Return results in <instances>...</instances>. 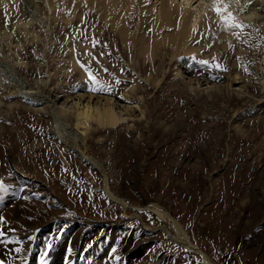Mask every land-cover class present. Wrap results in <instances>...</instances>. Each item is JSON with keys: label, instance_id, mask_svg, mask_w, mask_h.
Listing matches in <instances>:
<instances>
[{"label": "rangeland", "instance_id": "374dc122", "mask_svg": "<svg viewBox=\"0 0 264 264\" xmlns=\"http://www.w3.org/2000/svg\"><path fill=\"white\" fill-rule=\"evenodd\" d=\"M74 1L0 0V64L13 67L0 72V261L264 264L263 5L251 20L252 0H224L236 29L213 0H169L190 15L174 34L162 20L152 27L163 0H143L155 5L142 16L143 37L131 12L133 37L123 39L95 1ZM87 93L116 95L126 113L86 133L101 170L53 130L51 112L73 111ZM66 119L73 124L72 113ZM102 171L126 205L108 196ZM156 205L209 261L168 237L160 224L172 223Z\"/></svg>", "mask_w": 264, "mask_h": 264}, {"label": "bare ground", "instance_id": "6f19581e", "mask_svg": "<svg viewBox=\"0 0 264 264\" xmlns=\"http://www.w3.org/2000/svg\"><path fill=\"white\" fill-rule=\"evenodd\" d=\"M52 1L53 0H48V2H49L48 7L51 6L50 3H52ZM69 1H70V3H73V4L76 2L74 0H69ZM97 1L98 2L102 1L103 2L102 5L99 4ZM142 1L143 0H87V3L91 4V6H93L92 3L94 2V4H95L94 6H96V8H97V6H99V8H102V11L104 12L103 14H101L102 18H103V15L105 14V19L104 18L103 19L105 21L112 22V24L116 23V25L118 26V28L121 32V35L123 36V39L125 37H126L125 39H127L128 37H129V39H131V37H133V35H132V32L129 30L130 21L128 20L130 13L131 12H137L138 19H140V24L137 28L139 29V27H140V30H141L140 36L143 37L142 31H144V30H142V29H144L143 28L144 26L142 24H143L145 19L142 18V16H146V14L148 15L149 10L151 11L153 9V7H155V5L153 3V5H151L150 7L144 8L140 4ZM222 3H224V0H222ZM250 3H251V5L249 6L250 11L247 14V16L249 18H251V20H255L256 17H254V16L257 14L258 10L261 9V7H262L261 4L264 7V0H259V1H257V0L253 1L252 0ZM24 6H29V5L27 2H25ZM184 8L185 7H183V6L180 7V5L178 6V5L171 4V2L169 0H167V1L163 0L160 3L159 7L156 8L158 17L156 19L155 26H152V27H154L155 32H156V29L157 30L159 29V27H158V21L159 20L163 21L162 24H163L165 29L168 26H171V27L173 26L174 34L181 32L180 29L185 27V22L187 21L184 18L190 17V15L184 14L187 7L185 9ZM30 12H31V10H30V6H29V9L26 12L27 20L23 21V25L25 28L28 26L27 24H29L32 20V14H30ZM125 12H126V14L127 13H129V14L126 15ZM203 14L204 13H200V16H202ZM169 34H170V36L173 35L172 33H169ZM166 35H167V33H166ZM162 37L163 36L159 37V35H158V40H160L159 38L162 39ZM165 38L166 37H164L163 39H165ZM123 39H122V41H123ZM155 39L157 40V37L154 38V40H153L154 43L156 42ZM169 39H171V38H169ZM171 40H168V41H171ZM175 41H176V39H175ZM155 46H156V44H155ZM142 47H143L142 50L145 49V51H146V50L150 49L152 46L151 45L148 46L147 44H145ZM152 49H153V47H152ZM16 54H18V53H16ZM149 54H151V53H149ZM18 58H19V56H18ZM19 60L20 59H18V61ZM11 63L12 62L7 64V62H6L7 66H3L0 64V72L4 73L3 75H6L5 74V72L7 71L6 69H8V71L10 70L9 67H10ZM10 68L13 69V67H10ZM10 83H13V87H15V89L17 91H19V94L26 96L27 94L29 95L31 92L30 89H28V88L27 89L29 91L26 90V88L24 87V84H22L16 78H14L13 82H10ZM86 95H88V98L85 99L84 101L81 100L82 98L74 101V109L71 112H68V110L67 111L63 110V113H61L62 115L60 113H57L54 111L51 112L52 118H53V125H54L53 130H55V132H57L60 140H63L65 142V145L68 148L74 149L76 154H79V156H80L79 158H81L82 160H86V159L89 160L95 167H97L101 170V169H103L101 163L97 159H95L92 155H89L85 150L86 133L94 124L97 126L114 127V126L118 125L119 122L124 121V119L126 117V116H124V114L126 115V113L123 111L122 106L116 107V104L114 103V100H113L116 97V95H113V96L105 95L102 97H99V95L92 94V93H87ZM40 97L43 98L42 96H39L38 97L39 100H40ZM32 98L38 99V98H35V96ZM93 98H96V99L93 100ZM46 100H49V99H46ZM100 100H103V101H100ZM124 108H126V107L124 106ZM70 113L73 114V124L72 125H68L67 119H66ZM80 143H83L84 149L80 147ZM103 177H104L103 178L104 189L106 190L108 196L112 197L114 200H118L120 203H122V205L123 204L126 205L125 200H123L120 196L115 195L110 190L109 182H107V175L105 172H103ZM151 207L152 208H150V209L154 210V212L158 216H161L164 219H169L170 223H172V225H171L172 228L169 226L160 224L161 227L164 229V231L167 233L168 237H170V239H172L173 241L180 242L181 244L185 245L186 247H188V248L191 247V249H194V250L202 253L201 255H202L203 259L206 261H209V259L207 258V255L205 253L201 252L199 250L198 246L191 239H189V237L187 236L186 230L184 229L182 223L179 222V220L177 218H174L173 216H171L167 212V210L163 209L159 205L151 206ZM145 226H148V225L145 224ZM155 228L156 227H153V229H155ZM60 257H61V255H60Z\"/></svg>", "mask_w": 264, "mask_h": 264}, {"label": "snow or ice", "instance_id": "6c2138e0", "mask_svg": "<svg viewBox=\"0 0 264 264\" xmlns=\"http://www.w3.org/2000/svg\"><path fill=\"white\" fill-rule=\"evenodd\" d=\"M221 5H222V0H213L212 2V11L217 14L221 22L224 25H227V26H230L236 29H242L243 25L240 23H237L234 14L231 11H228V5L227 4H223V6ZM204 63H207V62L205 61ZM215 66L217 68H220L219 64H216ZM88 76H89V83H94L95 78L93 77L91 72L88 73ZM3 219H4L3 217H0V220H3ZM2 234L3 233H0V235ZM16 251H19V249L17 248ZM0 264H4V262L0 261Z\"/></svg>", "mask_w": 264, "mask_h": 264}, {"label": "crops", "instance_id": "0c3cea01", "mask_svg": "<svg viewBox=\"0 0 264 264\" xmlns=\"http://www.w3.org/2000/svg\"><path fill=\"white\" fill-rule=\"evenodd\" d=\"M183 226H184V225H183ZM184 229H186V228H184ZM186 230H187V229H186ZM199 250H200V251L203 250L202 252H206L207 254H206V253H205V254L208 255L207 258L209 257V258L211 259V257L209 256V253H208L207 251H204V249L201 250L200 248H199ZM213 264H215V263H213Z\"/></svg>", "mask_w": 264, "mask_h": 264}]
</instances>
